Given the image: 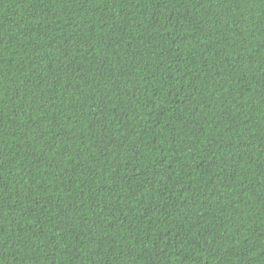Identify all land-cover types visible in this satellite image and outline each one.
<instances>
[{
	"label": "trees",
	"instance_id": "obj_1",
	"mask_svg": "<svg viewBox=\"0 0 264 264\" xmlns=\"http://www.w3.org/2000/svg\"><path fill=\"white\" fill-rule=\"evenodd\" d=\"M0 264H264V0H0Z\"/></svg>",
	"mask_w": 264,
	"mask_h": 264
}]
</instances>
